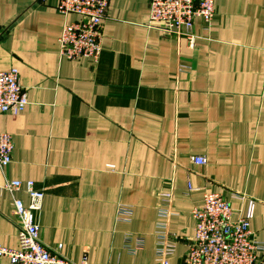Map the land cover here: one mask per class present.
Instances as JSON below:
<instances>
[{"label": "crops", "instance_id": "obj_1", "mask_svg": "<svg viewBox=\"0 0 264 264\" xmlns=\"http://www.w3.org/2000/svg\"><path fill=\"white\" fill-rule=\"evenodd\" d=\"M59 1L0 0V71L17 67L28 96L19 114L0 112L14 140L0 243L20 246L13 200L30 199L7 188L14 179L44 191L41 240L75 264L153 262L163 231L176 238L170 264H185L206 192L252 208L264 242V0H215L194 47L150 24V0H110L97 62L60 54L65 23L80 17Z\"/></svg>", "mask_w": 264, "mask_h": 264}, {"label": "built area", "instance_id": "obj_2", "mask_svg": "<svg viewBox=\"0 0 264 264\" xmlns=\"http://www.w3.org/2000/svg\"><path fill=\"white\" fill-rule=\"evenodd\" d=\"M109 1H59L58 10L62 14H77L80 17L65 23L58 37L63 57L98 61L104 37L103 20L107 15ZM214 16L215 0H150V24L176 36H186L192 47L197 39L193 30L196 19H202L206 27H209ZM27 104L28 96L20 82L19 69L12 67L0 71V112L17 115ZM13 151L12 134L0 131V167L4 168L11 163ZM193 161L206 164L207 158L194 156ZM7 188L11 192L25 188L30 200L26 203L22 198H14L20 246L10 248L0 243V259H7L9 264H75L61 254L62 244L55 250L41 240L36 213L42 209L44 191L37 189L33 180L23 182L14 179L7 183ZM170 197L171 194H166V200H170ZM131 213L130 206L120 205V217L128 220ZM192 214L196 221L195 232L185 264H263L264 258L260 257V253L264 257V242L256 239L251 229L252 208L242 213L222 194L206 192L202 204L194 207ZM131 242L128 235L125 246L134 251L137 247ZM175 246V236L160 232L156 260L144 264H170L169 257Z\"/></svg>", "mask_w": 264, "mask_h": 264}]
</instances>
